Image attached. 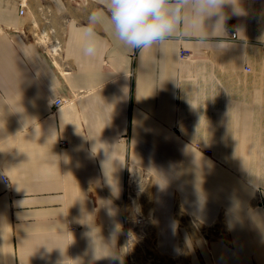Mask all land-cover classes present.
Here are the masks:
<instances>
[{"label": "crops", "instance_id": "obj_1", "mask_svg": "<svg viewBox=\"0 0 264 264\" xmlns=\"http://www.w3.org/2000/svg\"><path fill=\"white\" fill-rule=\"evenodd\" d=\"M19 1L0 0V23L17 27ZM48 1L57 54L0 34V264H126L130 168L150 174L167 257L264 264V0L144 50L94 25L96 57L81 50L97 0ZM58 97L71 104L52 113Z\"/></svg>", "mask_w": 264, "mask_h": 264}, {"label": "clouds", "instance_id": "obj_2", "mask_svg": "<svg viewBox=\"0 0 264 264\" xmlns=\"http://www.w3.org/2000/svg\"><path fill=\"white\" fill-rule=\"evenodd\" d=\"M227 2L229 0H97L100 7L89 16L90 27L84 31L82 54L96 57L101 52L92 30L94 25L104 26L125 49L144 50L162 45L176 35L182 25L199 33L205 27L206 18L218 13Z\"/></svg>", "mask_w": 264, "mask_h": 264}, {"label": "rangeland", "instance_id": "obj_3", "mask_svg": "<svg viewBox=\"0 0 264 264\" xmlns=\"http://www.w3.org/2000/svg\"><path fill=\"white\" fill-rule=\"evenodd\" d=\"M22 6H25L24 8H26V14L20 16L19 12ZM47 6L50 7L48 0H20L18 5L19 10L17 27L15 28L7 24L0 23V34L10 35L12 32L19 31L26 34L31 40L38 42L40 35H42V32L47 33L49 31H52L51 27H54L61 22L60 18L55 16L52 12V8L50 7L51 10L49 11ZM50 41L51 38L47 39V43H49ZM56 45L58 46V44ZM58 47L60 48V46ZM132 170L135 171V173L138 175L136 177H138L139 179L141 178V180H138L137 185H135L133 189H130V187L128 186V197L126 199V203H128L127 211H129V214L126 218L125 224L120 230L121 241L119 246L120 253L125 258V263L183 264L179 258H171V256L167 257L165 253L156 245V230L152 213L147 226L142 228L141 226L143 225V222H141L140 224L136 223V219H138L140 215V210H144L143 208H145L146 206L150 208L151 179L149 172L143 169L130 168V176L132 174ZM0 173L1 176H6L2 167H0ZM130 176L128 178V185ZM142 180H145L148 186V192L145 199L142 198L141 195L142 191L146 188H144ZM6 185L8 188H10L11 183L8 182V184ZM130 190L133 193H131ZM263 196L264 195H260L259 190H256L253 197V202L257 205L264 206V199H262Z\"/></svg>", "mask_w": 264, "mask_h": 264}, {"label": "bare ground", "instance_id": "obj_4", "mask_svg": "<svg viewBox=\"0 0 264 264\" xmlns=\"http://www.w3.org/2000/svg\"><path fill=\"white\" fill-rule=\"evenodd\" d=\"M40 32V31H39ZM52 32V31H51ZM41 33V32H40ZM46 34L47 33H45V32H42V35H40V40L42 41V40H44V41H46V39H50L51 37H49V36H46ZM39 37V36H38ZM47 37V38H46ZM53 44V41H52V39H51V41L48 43V44H46V45H44V47H45V50L50 54V55H55V54H57L58 53V49H59V47L57 46V45H55V47H53L54 45H52ZM49 45V46H48ZM138 180H141V178L139 179L138 177H136V175L135 174H133V175H131V177H130V179H129V187H130V189H133V187L135 186V185H137V183H138ZM143 182H142V184L144 185V190L142 191V198H146V194H147V192H148V186H147V182L145 181V180H142ZM148 185H149V183H148ZM131 191V190H130ZM131 193H133L132 191H131ZM135 194V193H134ZM133 194V195H134ZM137 195V194H136ZM136 197V196H135ZM143 202V201H142ZM144 210H140V215H139V218L138 219H136V223L137 224H140L141 222H143L142 224V228L143 227H145V226H147L148 225V221L150 220V216H151V214H150V209H149V207L148 206H146L145 208H143Z\"/></svg>", "mask_w": 264, "mask_h": 264}, {"label": "built area", "instance_id": "obj_5", "mask_svg": "<svg viewBox=\"0 0 264 264\" xmlns=\"http://www.w3.org/2000/svg\"><path fill=\"white\" fill-rule=\"evenodd\" d=\"M24 7L25 6H22L20 9V12H19L20 16H23L26 14V8ZM262 51L264 53V44L262 45ZM190 56H191L190 52L183 50V49L180 50V59H186V58H189ZM70 104H71L70 100L66 98H62V97L55 98L51 103L52 113H55L60 108L69 106ZM59 146L61 148H64L67 146V142L65 140H61L59 142ZM2 180L4 181V183L8 184V179L6 176H2ZM262 199H264V196L262 197Z\"/></svg>", "mask_w": 264, "mask_h": 264}]
</instances>
